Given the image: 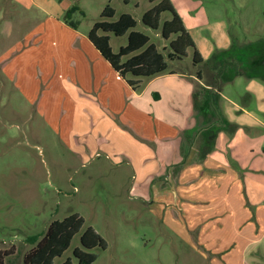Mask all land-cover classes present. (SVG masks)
I'll return each instance as SVG.
<instances>
[{
  "label": "crops",
  "instance_id": "1",
  "mask_svg": "<svg viewBox=\"0 0 264 264\" xmlns=\"http://www.w3.org/2000/svg\"><path fill=\"white\" fill-rule=\"evenodd\" d=\"M261 1L170 0L204 62L215 50L264 48V36L249 35L263 25ZM73 5L75 26L65 19ZM78 13L62 0H0L2 39L21 30L0 57L5 79L38 102L66 146L86 159L105 153L116 179L130 169L127 196L147 207L172 249L185 250L171 264H264V80L237 76L226 83L245 79L236 96L222 88L219 109L238 129L209 150L193 131L196 71L172 61L133 88L89 39L94 24L80 30Z\"/></svg>",
  "mask_w": 264,
  "mask_h": 264
},
{
  "label": "rangeland",
  "instance_id": "2",
  "mask_svg": "<svg viewBox=\"0 0 264 264\" xmlns=\"http://www.w3.org/2000/svg\"><path fill=\"white\" fill-rule=\"evenodd\" d=\"M62 2L65 7L76 3L84 8L85 15L78 13L74 17L80 20L82 32L103 20L100 13L109 4L116 15L107 20L114 21L122 13H129L138 22L136 30L150 36L160 50L168 47L169 41L164 40L159 31L141 22L144 12L155 4L149 0H131L127 4L124 0ZM260 3L264 10V1ZM167 18L170 14L164 13L163 20ZM4 24L0 22V57L7 46L16 41L14 35L21 32L14 28L11 38L2 39L6 33ZM261 24L252 25L250 37L264 36V22ZM230 26L238 30L237 26ZM110 37L114 52L128 42L127 35L110 34ZM178 62L186 70L201 68L193 63L192 49ZM245 84V79L240 77L234 84H225L224 92L236 96V91ZM110 164L105 153L86 159L61 142L44 120L38 102L24 98L13 83L5 79L0 63V249L14 248V254L5 264H23L24 254L33 246L30 237L41 236L53 220H62L72 213L83 216L85 227L93 226L107 241L106 250L91 251L98 255L93 264H171V259L184 256L182 247L172 249V239L161 230L160 223L155 222L147 207L127 196L130 169L122 168V174L116 179ZM80 235L74 236L69 249L53 264H62L69 257L74 259V249L81 248Z\"/></svg>",
  "mask_w": 264,
  "mask_h": 264
},
{
  "label": "trees",
  "instance_id": "3",
  "mask_svg": "<svg viewBox=\"0 0 264 264\" xmlns=\"http://www.w3.org/2000/svg\"><path fill=\"white\" fill-rule=\"evenodd\" d=\"M130 1L124 0L126 4ZM149 1L155 4L144 12L141 22L144 26L159 31L161 37L169 41L168 47L164 46L166 53L151 42L150 36L136 30L138 22L131 14L122 13L114 21L107 20L116 15V10L109 4L100 14L103 20L94 23L88 37L121 77L133 78L128 80L133 88H138L140 84L138 80L168 72L169 62L182 60L188 55V50L192 49L194 65L205 64L203 72L196 71V76L203 85L195 84L193 92V101L198 112V122L193 131H196L195 134L203 133L205 147L210 150L219 133L223 132L231 139L238 129L235 123L225 119L219 109L220 92L224 84L237 76L264 80V48L255 49L250 55L242 54L234 47L215 50L208 61L204 62L170 0ZM78 9L73 5L67 10L66 21L70 20ZM164 13H169L170 18L163 20ZM69 23L75 26L72 22ZM110 34L127 35V44L121 46L118 52H114ZM134 79H137V82ZM209 150L204 152V156ZM85 224L84 217L79 213H72L62 220H53L41 236L30 237L33 246L24 254L23 264H53L56 258L63 256L69 249L74 236L78 233H81V248L74 249V259L69 257L62 264H93L98 255L91 251L96 249L104 251L108 244L92 226L85 227ZM13 254L14 248L0 249V264H5L6 259Z\"/></svg>",
  "mask_w": 264,
  "mask_h": 264
}]
</instances>
